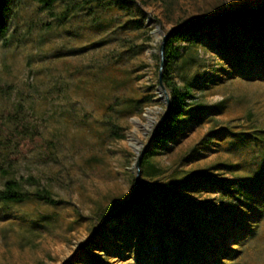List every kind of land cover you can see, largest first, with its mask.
Masks as SVG:
<instances>
[{
    "label": "rangeland",
    "instance_id": "1",
    "mask_svg": "<svg viewBox=\"0 0 264 264\" xmlns=\"http://www.w3.org/2000/svg\"><path fill=\"white\" fill-rule=\"evenodd\" d=\"M262 2L0 0V264H264Z\"/></svg>",
    "mask_w": 264,
    "mask_h": 264
},
{
    "label": "trees",
    "instance_id": "2",
    "mask_svg": "<svg viewBox=\"0 0 264 264\" xmlns=\"http://www.w3.org/2000/svg\"><path fill=\"white\" fill-rule=\"evenodd\" d=\"M113 1H119V0H113ZM257 8L258 7L250 9V11H248V12L249 13L255 12L256 10H259ZM235 12H237V11H234V12L231 11L228 13L218 14L214 18V20L215 21H222V20H224V18H226L228 16L235 17L237 15ZM207 22L208 21L202 17L190 20V21L183 24V25H185V27H183V28L177 27V28L173 29L170 32V34L167 36V38L164 42V45H163V67H162V71H161L162 80L166 84H168V82H169L168 66H169V61L171 59V55L173 53L172 47L170 46V42H171L172 38L174 37V35L176 33L182 31L185 28H191V27L193 28L194 26H201ZM2 28H3V25H2V22H0V31H2ZM169 87L172 88V86H170V85H169ZM173 92H175V91L173 90ZM179 106L180 105L178 103H174L172 105H169V109H168L166 116L156 125L155 129L152 132V139L155 143L160 142L162 137L168 132L169 126L171 125L174 118L178 115V113L180 111ZM17 185L18 184L14 180L9 179V180L5 181L3 184V187L0 189V196L3 198H17V197H19L20 191H19V189H17ZM148 191H149V187L147 185L142 184L140 182L137 183L135 192L133 193L132 197L128 200L129 204L133 203L134 201L141 199ZM35 192H36L35 194L43 200L50 201V202L56 201L55 198L48 196L46 191L36 190ZM126 204L115 213L119 214V213L123 212L126 208ZM114 215L115 214H113V216ZM70 263H72V261L63 262L62 264H70Z\"/></svg>",
    "mask_w": 264,
    "mask_h": 264
},
{
    "label": "water",
    "instance_id": "3",
    "mask_svg": "<svg viewBox=\"0 0 264 264\" xmlns=\"http://www.w3.org/2000/svg\"><path fill=\"white\" fill-rule=\"evenodd\" d=\"M261 4H264V2H262ZM185 22H182L180 24H177L175 26H172L170 28H168L164 33H162L161 35V38H160V41H159V44H158V70H157V82H158V88L162 89L163 92H164V89H163V86L161 84V77H160V69H161V66L163 64V45H164V41L166 39V37L168 36L170 30L174 27H177V26H181L183 25ZM157 27V26H155ZM164 101H165V109H164V112L161 116V118H163L164 114H166L168 112V109H169V103H168V100H167V97L164 95ZM160 118V119H161ZM160 119H157L154 124H153V127H152V130L156 127L157 123L159 122ZM151 136V132H150V135L148 137V139L150 138ZM147 139V140H148ZM143 150V146L140 148L139 152L137 153L136 155V158L133 162V166H134V175H133V184H132V187L130 189V192L128 193V195L120 202V204L115 208L113 209L111 212H109L108 214H106L105 216H103L99 222L92 228V230L89 232L88 235L92 234L105 220L107 219H110L112 218L113 214L115 212H117L119 209H121L127 202L128 200L132 197L133 193L135 192V189H136V186H137V183H138V177H137V172H138V163H139V157H140V154ZM68 259L65 258L61 261L60 264H62L63 262H65L66 260Z\"/></svg>",
    "mask_w": 264,
    "mask_h": 264
}]
</instances>
